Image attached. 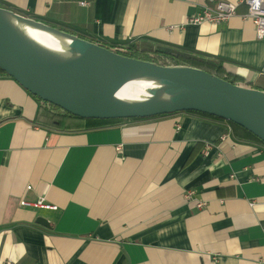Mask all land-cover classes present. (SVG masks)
Wrapping results in <instances>:
<instances>
[{"label": "crops", "instance_id": "0c3cea01", "mask_svg": "<svg viewBox=\"0 0 264 264\" xmlns=\"http://www.w3.org/2000/svg\"><path fill=\"white\" fill-rule=\"evenodd\" d=\"M203 3L0 7L87 40L223 63L264 91V39L241 17L246 5L227 23H188ZM41 105L0 74V264H264L263 144L185 112L58 130L39 116ZM39 199L57 210L21 206ZM40 217L50 226L38 225Z\"/></svg>", "mask_w": 264, "mask_h": 264}, {"label": "water", "instance_id": "95a60500", "mask_svg": "<svg viewBox=\"0 0 264 264\" xmlns=\"http://www.w3.org/2000/svg\"><path fill=\"white\" fill-rule=\"evenodd\" d=\"M6 14L71 38L68 50L74 58L63 61L45 54L6 21ZM0 69L39 100L83 119H147L199 112L235 123L264 142V91L241 87L192 67L161 66L125 57L2 7ZM142 82L157 84L149 90V97L121 96L125 88ZM165 89L173 93L158 95ZM36 223L50 226L42 217Z\"/></svg>", "mask_w": 264, "mask_h": 264}, {"label": "trees", "instance_id": "16d2710c", "mask_svg": "<svg viewBox=\"0 0 264 264\" xmlns=\"http://www.w3.org/2000/svg\"><path fill=\"white\" fill-rule=\"evenodd\" d=\"M67 32L73 34L72 32L69 31ZM81 38L86 39L84 37ZM92 42L100 46H103L107 49H110L111 51L125 57L137 58V59L153 62L161 66L179 65V66L192 67L203 70L213 76H216L232 84L256 86L254 82L248 80L246 77H244L239 73L231 71L223 63H214V62L198 59L195 57L173 56L170 54H165L160 51H145V50L139 51L133 47L124 48V47H118L116 45H108L106 43H101L96 41H92ZM0 74L6 75V73L2 69H0ZM41 103L42 105L39 108V116L40 117L43 116L45 119H48V124L58 130H80L84 128L83 124L86 121H88L87 119L73 116L51 104L45 103L43 101H41ZM188 113L208 120H213L217 122H226L231 126L236 138L240 140L257 142L264 145V142L262 140H260L251 132H249L248 130L244 129L243 127L235 123L229 122L219 117H215L199 112H188ZM131 120H138V119H131ZM97 121L103 123L102 125H99L100 127L106 126V124L109 125L110 123L116 122L112 120H97Z\"/></svg>", "mask_w": 264, "mask_h": 264}, {"label": "built area", "instance_id": "2783aa9c", "mask_svg": "<svg viewBox=\"0 0 264 264\" xmlns=\"http://www.w3.org/2000/svg\"><path fill=\"white\" fill-rule=\"evenodd\" d=\"M84 5L85 3H81ZM245 4L247 6V13L241 17L244 20H251L256 29L257 37L260 40L264 39V0H239L238 3H230L224 0H207V3L200 5L201 13L188 19V23L201 25L203 23H210L220 25L229 22L232 18L238 16V6ZM212 145H206L202 151L205 157L210 155ZM194 191L186 193L185 197L191 199L194 196ZM21 206L31 207L33 209L56 211L58 207L48 203L45 199H39L36 202L30 203L22 201ZM206 206L205 202H198V208ZM4 264H16L13 261H7Z\"/></svg>", "mask_w": 264, "mask_h": 264}, {"label": "bare ground", "instance_id": "6f19581e", "mask_svg": "<svg viewBox=\"0 0 264 264\" xmlns=\"http://www.w3.org/2000/svg\"><path fill=\"white\" fill-rule=\"evenodd\" d=\"M5 17H6V21L8 23H10L18 31H20L25 37H27L32 43H34L45 54H47L51 57H54L56 59H61L63 61H70L74 58V54H72L68 50V48L70 47V44L73 41L71 38H68V37H65V36H62V35H59L56 33L43 31L42 29L36 28V27L29 25V24H24L20 20H18L17 18H15L9 14H6ZM25 17L30 18L28 16H25ZM255 31H256V29H255ZM256 36H257V33H256ZM89 41H91V40H89ZM108 45H111V44H108ZM124 48H127V47H124ZM171 66L174 67V66H179V65H171ZM236 85L241 86V87H245V88H249V89H253V90L256 89V88H254L252 86H248V85H241V84H236ZM155 87H157V84L152 83V82H142V83H138V84H133L132 86L125 88L123 90V92L121 93V96L128 98V99H141V98H144L146 96L149 97L150 94L147 95V92L149 90L155 88ZM135 88H137L138 92L134 91ZM256 90H258V89H256ZM170 93H173V92L169 89H165V90H162L160 93H158V95L162 96V95H168ZM185 113H188V112H185ZM110 120L116 121V122L135 121V120H131V119H110ZM119 120H121V121H119ZM138 120H141V119H138Z\"/></svg>", "mask_w": 264, "mask_h": 264}, {"label": "rangeland", "instance_id": "374dc122", "mask_svg": "<svg viewBox=\"0 0 264 264\" xmlns=\"http://www.w3.org/2000/svg\"><path fill=\"white\" fill-rule=\"evenodd\" d=\"M55 28V27H54ZM134 91H137V88L134 89ZM138 92V91H137ZM149 94V91L147 92V95ZM146 96V95H145ZM144 97V96H143Z\"/></svg>", "mask_w": 264, "mask_h": 264}]
</instances>
